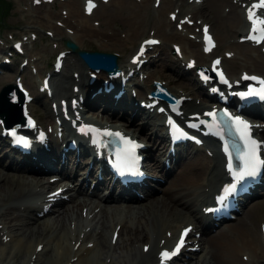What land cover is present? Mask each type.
Listing matches in <instances>:
<instances>
[{
    "label": "bare ground",
    "instance_id": "obj_1",
    "mask_svg": "<svg viewBox=\"0 0 264 264\" xmlns=\"http://www.w3.org/2000/svg\"><path fill=\"white\" fill-rule=\"evenodd\" d=\"M118 1H120V0H118ZM177 1L181 2V4L179 6L182 7L183 4H184L183 0H177ZM199 1H201V0H199ZM241 1L244 2L246 0H241ZM163 2H165V1H163ZM121 3H122V1H121ZM138 3H140V2L138 1ZM144 5L142 4V6H144ZM33 6H34V4H33ZM172 6H173V2H169V7H172ZM226 6L230 7V13L228 15L223 12L224 7H226ZM121 7H123V6H121ZM200 7H201V5H200ZM204 7H205L204 13L200 12L199 15L201 17L204 16V15H208L210 18H207V19H204V20H209L214 25L218 24L219 22L224 23L225 26H226L227 32L229 34H237L239 31H241V27H242V29L244 27H246V23H245V18H244L243 12L242 13H238V14L235 15V13L237 11V6H233L232 7L231 0H206ZM31 8H33V7L31 6ZM98 8H99V6H98ZM142 8L146 9L145 7H142ZM41 9H42V7H41ZM96 10H98V9H96ZM96 10H94L93 12H96ZM136 10H138V9H136ZM232 12H233L234 19L230 20L229 19V15ZM105 13H103V15H105ZM35 14H38V12L34 13V15ZM54 14L52 13V15H54ZM56 14H58V13H56ZM85 14H87L86 11H85ZM94 14H93V16H94ZM139 14L140 13L137 12V13H135V15H131V16H133V18L134 17L138 18ZM187 14L189 15V11H187ZM32 15L33 14H31V16ZM34 15H33V17H35ZM52 15H50V16H52ZM82 15H84V14H82ZM106 15H108V14H106ZM188 15H186V16H188ZM90 16L92 17V15H89V17ZM126 16H128V15H126ZM49 17L46 16V18H47L46 20L47 21L44 20V21H46V23L47 22H51ZM51 18H53V17H51ZM79 18L80 17L78 15L77 7L74 8V7H72V4H70L68 13H67V15L65 17H61L62 22H61L60 26L58 25V27H57L58 30L56 32H62V31H65L66 29H69L70 31L80 32V33H82V35L80 37H83V38L84 37L85 38L86 37H91V38H96V39L100 40L99 41L100 42L99 45H101V46H110L111 45L112 47H118V44H122V43L123 44H128L130 46H132V44H136V45L139 44V42H137L136 40L139 37L138 33L140 31L137 30L139 28L134 30L136 27L134 28V24H133L132 20L129 21V28L130 29L134 28L133 29L134 31L132 30L133 31L132 35L125 34L124 36H126V37H124V36L121 35V33H119V30L115 31V30H113L111 28V25L114 22V19L113 20L108 19V21H106V23H104L103 25H102V23H100V25H102V27L98 28L100 25L98 27H95L94 25H91V23L88 20H86V21H88L89 23L84 24L83 20L80 21ZM100 18H102V17H100ZM69 19L71 20V23L69 22ZM35 20H36V17H35ZM128 20L129 19H127V21ZM27 21H28V19H27ZM84 21H85V19H84ZM39 22L40 21L38 20V23ZM205 22H203V23H205ZM53 23H55V22H53ZM16 24H18V23H16ZM30 24H31V22H30ZM42 24H44V23H42ZM71 24H73V25H71ZM205 24H207V23H205ZM49 25H50V23H49ZM51 25H52V23H51ZM54 25H52V26H54ZM125 26H126V24H125ZM162 26H163V24H162ZM167 26H171V24H167ZM33 27H35V26H33ZM49 27H51V26H48V28ZM158 29L160 31H163V33L165 35V38L170 37L173 34V28H171L170 32H168L167 30H165V31L162 30V28L160 26L158 27ZM130 31L128 30L127 33H129ZM181 34L183 35L184 33H181ZM185 36L186 35L184 34V38H185ZM68 38H69V40L75 41L74 40L75 38L74 39L71 38V37H68ZM144 40H141V42L144 41ZM182 41H185L186 44L189 42V43H191V44H193L195 46L197 44L199 45L198 41H195L196 44L192 43L191 41H186L185 39H182ZM135 42H137V43H135ZM186 44H185V46H186ZM77 45H78V43H77ZM140 47H141V45H138V50H140ZM128 51H131V50L128 49ZM166 52L167 51L163 52L164 56H167ZM201 52H203V47L202 46H201ZM192 54H195L194 51H192ZM203 54H205V53L203 52ZM249 55L252 56L251 53H249ZM167 57L168 58L170 57L169 58L170 62H168V64H171V62L174 63L176 65L177 70H178L179 73L185 71L184 69H182L180 67V61H178L175 57H171V56H167ZM196 57H197L198 61L204 62V59L199 54H197ZM206 57H208V56H206ZM257 58L260 61L262 60L259 56ZM248 60L250 61L251 59H248ZM69 63H71V62H69ZM69 63H67V64H69ZM36 64H38V63H36ZM254 64H255V62H253V65ZM74 67H76V68L77 67L78 68L83 67L84 68V71L80 72L81 73L80 74V81H76L75 80L74 73H76V71H74L73 74H71L72 77L70 76V74H68V75L65 74V73H68V72L62 73L64 75H61L63 77H61L59 79V86H58L59 91L63 94L62 95L63 97H65L67 95L70 98L72 97V99H74V98H76V95L74 96L75 93L70 89V84H73L72 86H74V85L75 86H79V90H80L81 94L83 95L84 99H88L91 90L100 82V77L98 78L97 83L94 86H91L88 83V74H89L88 72L89 71L85 72V71L88 70L87 67H85L84 65H80V66L76 65ZM123 68H124V70L132 71L134 69V66H133L132 63H131L130 66L129 65L121 66L120 67L121 73H124ZM166 68H168L167 64L166 65H160V67H158L157 69H154V71H152L149 75H146L143 78L142 86L140 87V86L137 85L139 87V89H140L137 92L138 93V97L134 99L133 97L128 95L127 96V102L125 104H123V105L116 106L112 101H109V100H103L102 103L98 102L97 100H101L102 97L99 98V99L98 98L95 99L94 103L89 105L90 108L93 107L94 104H95V106H97V107H94V109H97V111H92V114L97 115L99 113V111H102V110L105 111L106 113H111L110 115H113V114L114 115H116V114L118 115L119 113L128 115V113L133 112V113H135V118L138 117L139 119L140 118L144 119V121L146 123L145 128H148L151 125L150 122L148 121V119L149 118H155L156 122L153 124L152 131L154 132L155 135H160V136L164 137L166 128L159 123V119H160L159 116L158 115H154V114H148V119H146L145 117H143L141 115V111L137 110V108L133 105V103H135L138 100V98L139 99H146L147 98V96L149 94V92L147 93V90H149V84L155 79V75L156 74H159L161 76L164 75V71L163 70L166 69ZM247 68H250V67H247ZM69 69H71V68H69ZM236 70H237V66L235 67V72H236ZM185 72L188 73V71H185ZM100 75H105L107 77V73L101 72ZM106 77H105V79H106ZM9 79L11 81H13V79H14L13 78V74L9 75ZM170 81H171V83H179V80H176L174 78H171ZM237 81L238 80H236V82ZM114 82L116 84H118L119 87L122 85L121 78L117 79V80H114ZM196 82H197V80H196ZM133 88H135V86ZM176 91L178 92L179 95H183L178 90H176ZM176 91H172V92L176 93ZM126 92L128 94V90ZM42 97H43L42 95H39V102H41V105L43 103V107L41 106V108H43V110H44L42 115H44L46 117H47V115H49L50 118H54L52 109L48 110L47 106H46L52 100L48 99L46 96L44 97L45 98V100H44ZM63 97H62V99H64ZM105 98H107V96ZM52 102H55V101H52ZM191 103L190 102L187 103V106H186L187 109L186 110H189L188 106L190 107ZM102 104H106V106L104 107ZM99 105L101 106V108L98 107ZM28 109H30V107ZM201 109H202V105H197L196 104V107L193 108L194 111L190 112V114L198 112V110H201ZM118 110H119V112H117ZM31 112H32V114H34V110L31 111ZM50 120L51 119H48V122H50ZM41 123H42V120H40V124ZM134 125H136V123L134 124V121L131 122L130 124H128L129 127L130 126H134ZM143 130H144V128H143ZM137 133H138V135L140 137L144 136V138H147V137H150V139L152 138L147 133L142 134L143 133L142 130L137 132ZM0 149H2L1 146H0ZM218 163H219V160H218ZM66 166L67 165L64 166V169H65V171H68L69 169H67ZM11 168L13 169L14 166H11ZM206 173H207V170L202 165H200V164H198V163H196V162H194L192 160L185 161L183 163L182 167H181V170L176 175V178L172 181V183L174 184L173 186L176 187V188L177 187L181 188V190L185 191V192H189V190H188V189H190L189 187H192V189H195V190H201L206 185V183H205V181L203 179V176ZM44 181H45L44 178H38V177L32 176V180H29V186L22 187L23 185H25V182H26V177L25 176H17L16 177L13 174L2 173L0 171V183H2L0 185V207H1L0 208L1 209L0 210V243L2 245H7L9 242H11L15 238L16 242H14L12 245L15 246L17 244H20L19 246L21 247V249L23 251V254L20 257L23 258L24 255H25V257H27L29 255V259L28 260H29V262H32L31 264H37L38 262H40L42 260V257H44L45 248L47 249L49 247V245L51 244L50 237H52L53 234H57V236H56L57 239H55L54 245L50 247V249L52 251L51 255L52 256L54 255V256L52 258L50 257L51 259L47 262V264H51V262L52 263L55 262V260H52L53 258L57 259V262H59L60 264H62L63 261L66 262V264H69L70 262H72V260L74 258H76L74 264H106V261L103 260V256L106 253V257H108L109 254H110V251H111V247L113 246L112 243L109 241V236L108 235H109L110 223L112 221L115 222L116 212L118 210L125 211L126 208L129 210V212L131 210H134V209L136 210L137 209L138 212H139L138 215H136V219L138 220V223L140 221H142V220L146 223V221L150 219L149 211L147 209H145L146 204H136L134 206L127 205V206H125L122 209H119V208H121V206H118V205H103L102 211H101L102 226H103L102 238H101V241H100L99 245L93 250L91 255L88 257V254L90 253V250L87 247H85L83 245V243H81V245H80L78 250H75V248H74V246L78 242H80V241L82 242L84 240V236L82 238H81L80 234H72V235L70 234V236H69L68 226L72 225L73 221H75V222H80L81 221V219L79 218V211L80 210H82V211L85 210V209H83V206H88L87 202L90 203L89 206L93 207L94 209L97 208L98 205L101 202L96 203V202H94L92 200H84L82 202H79V200H76L74 202V206H72V208H68V209L64 210V212L62 214H60L56 219H54L53 217L51 218L52 215H49L47 217V220H49L50 218H51L50 220H53L51 223H48L49 224V228L48 229H46L45 226H44L46 224V221H44V220H43L44 222L39 220V221H37L36 223H33L30 226H26L27 223H25V220H28V221L32 220V218L34 216V212L36 211V208L32 207V205L26 206L24 209L20 208V210H19V212L24 214L25 220H23L19 215H17L14 212L16 207L12 206L11 203L13 201H15V202H20L21 201L22 202V201H25V200L34 199L35 196H36L37 188L38 187L45 188ZM100 191L101 190L98 189L97 193L100 192ZM5 192H9V193L12 192L11 199H7L8 197H6V196H9V195L7 193H5ZM151 195L152 194L149 193V194H146L144 196V199L148 200L147 203H150V202L155 203L156 200H159L158 199L159 197L152 198ZM190 196L192 197L191 198V203L193 204L194 208H196V205H195L196 202H198L199 200H201V201H205L206 200L205 196H203L201 194H198V193L197 194L191 193ZM111 199L114 200V201H122L123 200V198H118V197H111ZM184 205H187V204H184ZM166 207H168V205H166ZM166 207H165V209H166ZM159 211L164 213L162 210H159ZM174 212H176L181 217H182V215L184 213L181 210V208H177V207L174 209ZM50 213H52V210L49 212V214ZM74 215H76L77 217H75ZM250 216H252V215L249 213V215H247L245 218H243L241 220V222L234 227L233 231H225V232L218 233L215 236H208L207 237V244L209 245V250H208V256L209 257H208V259L206 261V264H244V263H242L240 261V254L242 252H244V250H246V249H251V240H250V234H249V229H248V224H247V222H249L251 220ZM13 223L20 224L19 226H22V227L19 228V230H18L17 225L13 224ZM1 227H3V229H1ZM137 227L138 228L133 230L132 236H129V239H131V241L133 243H135L137 241L151 242L149 234L146 231L140 229V227L138 225H137ZM5 228H7V229H5ZM211 230L212 229H207V232H210ZM122 240H123V238H122ZM32 241L38 243V245H36L35 248H32V244H31ZM73 242H75V245H73ZM22 243H23V245H22ZM93 243L95 244L96 242L93 241ZM40 244H44V249H43V251L41 253H38L36 251V248ZM127 245L130 248L133 247L131 244H127ZM107 249H108V251L106 252ZM139 256H140L141 260H139L138 264H156L157 263V260L153 256L152 248L150 249L149 253L146 254L143 251V253L139 254ZM20 257H19V255H16L15 259L19 260ZM87 257H88V259H87ZM127 257H128V254H127ZM125 260H126V256H121V255H118L116 253L114 260L110 264H118L120 261L124 262ZM9 264H11L10 260H9Z\"/></svg>",
    "mask_w": 264,
    "mask_h": 264
},
{
    "label": "rangeland",
    "instance_id": "obj_2",
    "mask_svg": "<svg viewBox=\"0 0 264 264\" xmlns=\"http://www.w3.org/2000/svg\"><path fill=\"white\" fill-rule=\"evenodd\" d=\"M6 1L8 2V5H6L4 7L0 6V57L8 55V51L5 48L7 46L8 49L12 50L13 49L12 43H14V41H20L23 44V48H24V51L26 54H25V57L22 56L18 60H12V62H15L16 66H14V67L12 66V67H10V69L0 68V73L3 71H6V72L9 71L10 72V71H13V69L18 71L19 67L17 66V63L22 62V67H20V68L23 70V72L24 71L25 72L24 73L22 72L21 74H23L24 76H27V78L29 77V79L32 78L30 82L33 84L35 83L36 86H37V82L41 81L42 77H44L48 73L52 72V64H53L54 58L57 55V53L61 52V51H69L65 46V41L67 40V37H69V36H71V38H73V39H74V37H76L74 40L78 43L81 50L99 51V52L118 55L119 56V63L121 65H123L122 64L123 60L128 61V59H129L128 62H131V56L136 51V46L139 45V44H137V45L132 44V46H130L128 44L122 43V44H118V47H114V48L111 47V45L109 47H106V48L104 46H101L102 48H100L99 42L97 41L96 38L80 37L82 35V33H80V32L70 31L69 29H66L65 31H62V32H56L58 30V28H57L58 27V21H57V19L54 18V15H52V13L53 14L54 13H58V14L60 13V15H62L61 9L62 8L67 9V6L68 5L70 6V4H72V3H74V7H78L79 11L81 12V14L78 12V15L80 17L79 18L80 21L83 20V22H84V19H85V21L88 20L91 23V25L98 27L100 25V23H102V24L105 23V18L106 19L111 18L112 20L114 19V22L112 23L111 28L119 30V33H121L122 36H124L125 34L132 35L133 31L136 30L137 28H139V29H137L140 31L138 33L139 37L136 40L137 42L140 43V41L142 39H145L146 37H151V36L157 37L158 39H160L162 44L157 49L158 51L155 52V55L157 56L156 58H160V60L158 61L159 64L161 62H165L167 64L166 61H164L161 57L158 56L159 53L161 52L160 50L161 49L167 50L166 53H168V54L172 53L173 45L175 43L179 42V39L176 36H170L169 38L165 39V37L163 36V33H162L163 31H160L158 29V27H155L156 25H159V24L162 26V21H163L165 26L167 25V22H168L167 21L168 20L167 15L163 16V13L166 14V10L162 9L163 5L159 9L154 8V1L155 0H150V1L147 0L144 3L140 0H136V1L135 0L134 1L133 0H124V1L123 0H120V1L112 0L110 2V4H103V5H107L106 7L101 5V8L100 9L98 8L99 11L95 12V14L93 13L94 16H93V14H92V17L90 16L92 19L83 13L84 0H54V2H52V3L49 2L48 0H40L43 2V3H39L41 5L42 9H41V7L38 8L37 6H35L37 0H26V1L25 0H23V1L22 0H6ZM97 1H99V0H97ZM121 1L123 4L121 3ZM138 1L140 3H138ZM10 2L14 4V7H12ZM119 3H121L122 5L121 4L119 5ZM33 4H34V6H33ZM142 4L143 5L145 4V5L142 6ZM31 6L33 8H31ZM121 6H123V7H121ZM102 7H104V8H102ZM142 7H145L146 9H144ZM182 7L179 6L180 12L182 11ZM33 9L34 10L36 9V10L34 11ZM136 9H138V10H136ZM63 11L66 12V10H63ZM184 11H185V14L188 15L187 14L188 10H185V8H184ZM36 12H38L39 15L38 14L34 15V13H36ZM64 12H63V14H64ZM137 12L140 13L139 14L140 17L139 16H138V18L134 17L135 18L134 19L133 16H131V15H135V13H137ZM103 13H105V15H103ZM31 14H33L36 17V20H35V17H33V15L31 16ZM82 14H84V15H82ZM106 14H108V15H106ZM24 15L25 16L27 15V16L25 17ZM50 15H52V16H50ZM126 15H128V16H126ZM46 16L47 17L50 16L49 19L51 22L46 23V21H47ZM51 17H53V18H51ZM100 17H102V18H100ZM27 19H28V21H27ZM37 19L41 23L40 22L38 23ZM127 19H129V20L127 21ZM44 20H46V21H44ZM130 20L133 21L134 28L136 27L135 29L133 28L134 30L129 28V21ZM88 21H86V23H89ZM30 22H31V24H30ZM53 22H55V23H53ZM69 22L71 23L70 19H69ZM16 23H18V24H16ZM42 23H44V24H42ZM49 23H50V25H49ZM51 23H52V25L55 24L56 26L55 25L54 26L56 28L54 26H52ZM60 23H61V21H60ZM96 23H99V25H95ZM125 24H126V26H125ZM71 25H73V24H71ZM33 26H35L36 28ZM48 26H51V27L48 28ZM174 29L177 31L176 26ZM128 30L129 31L131 30L129 32L130 34L127 33ZM52 33L54 35H52ZM25 37H29V39L27 40ZM124 37H126V36H124ZM83 40H86L84 42V44H83ZM229 41L231 42L232 39H229ZM137 42H135V43H137ZM128 49H130L131 51H128ZM7 57H10V56H7ZM67 58H68L67 59L68 63L69 62H71V63L67 64V67L64 69V71L62 73L68 72L71 75V74H73L74 71H76V74L78 73V75H80L81 74L80 72H83L84 68L80 67L81 68L80 69L78 67L77 68L74 67L78 64V58L71 55V54H69ZM1 59L2 58H0V63L2 61ZM237 62L239 64L240 61L238 60ZM36 63H38V64H36ZM158 63H156V65H153L152 67H150V69H155L158 66ZM199 63L202 64L203 62L199 61ZM25 64H27L28 67H23ZM33 67H35L36 70H38L40 75L34 76L32 74V68ZM69 68H71V69H69ZM228 68H229L230 73L232 74L231 65H229ZM85 72H88V71H85ZM147 72L148 71L146 70L144 72V74H146ZM248 72H251V69L248 70ZM16 73H17L16 75H18V72H16ZM164 74H166V73H164ZM16 75H15V77H16ZM237 76H239V74H237ZM166 79H167V77H166ZM194 79H195V77H194ZM9 80L0 77V89L5 87L9 83ZM10 82H12V81L10 80ZM192 83H193V80H192ZM42 98L45 100L44 97H42ZM33 108H35L34 110L36 111L35 113L37 115H39V113L43 112V109H40L39 105L33 106ZM37 109H38V111H37ZM189 188L192 189V187H189ZM5 193H7V192H5ZM10 193L8 192L7 194L10 195ZM158 199L160 200V197ZM150 203H152V202H150ZM155 204L157 205V202H155ZM165 207H166V205L164 206V208ZM252 210H253V212H255V211H258V208L254 207V208H252ZM14 242H16V240H12L11 242H9L7 244V246L5 247L6 249H5L4 253L1 252L2 249H1V245H0V264H7L9 260H10L11 264H23V263L31 264V262L30 263L25 262V261H28V256L25 257V255H24L23 258L20 257L23 254L22 249H20L21 247H19L20 244H17L15 246L12 245L13 248L19 247V250L17 253H15V256L19 255L20 259L16 260L15 258L12 257V248H11L10 244H12ZM31 244H32V248H35L36 242L32 241ZM123 247H125V246L123 245ZM122 249L123 248L118 249L117 254L121 255V256H127V254H125V252L120 251ZM47 256H46V258L42 257V259L44 258L45 260H43V261L41 260L42 262L40 261L37 264H47V262L54 255L52 256L51 254H48ZM104 258H105V254L103 256V260H104ZM126 258H128V257H126ZM129 258H131V257H129ZM52 260H55V262H53V263L51 262V264H60L59 262H57V259L53 258ZM118 264H127V260H125L124 262L120 261Z\"/></svg>",
    "mask_w": 264,
    "mask_h": 264
},
{
    "label": "snow or ice",
    "instance_id": "obj_3",
    "mask_svg": "<svg viewBox=\"0 0 264 264\" xmlns=\"http://www.w3.org/2000/svg\"><path fill=\"white\" fill-rule=\"evenodd\" d=\"M39 2V0H37ZM95 5L91 3V0H89L88 4V11L91 12L92 8H94ZM255 9H264V0H259L258 3H254L251 5V7L248 9V19L252 24V34L249 35L248 39H251L257 43H260L261 41H264V18H260L257 16V12L254 11ZM175 19V17H173ZM205 38L209 45L208 48H206V51H210L212 45L211 37L207 35V29H205ZM149 44H154L156 41H148ZM216 64H219L220 62L217 60L215 62ZM220 75L221 80L224 83H228L227 80L224 79L223 73H218ZM207 79V77H204ZM245 80H253L256 81L257 84L260 85L259 88L251 87L247 92H241L238 93L241 98L245 97H259L261 99H264V80H260L257 77H249L245 75L243 77ZM208 115H211L214 119L216 117V113H208ZM225 116L228 117L230 121L235 125L236 132L239 135V139L243 144L242 151L239 155V160L242 163V167L238 172L234 173V176L237 180L243 179L245 176H255L262 168H264V158H261V149L264 148V142L258 141L253 138L252 135V126L247 123L244 120H241L239 117L233 118L228 113H224ZM31 124L32 122L29 121ZM213 126V125H210ZM179 131V129H177ZM89 131H94L92 129H89ZM13 136H16L15 131L11 133ZM105 135H115L119 136L121 140L124 141L126 145H128V149L124 153V159L127 160L128 158H134V150L135 148L139 147V145H136L132 143L130 140H125L123 136L120 135V133H105ZM18 143H22L25 147L28 146V141L23 139L22 137L17 138ZM225 152L229 155V163H228V169L230 172L233 171V163H232V154L229 152L227 145L225 146ZM235 185L231 189H227L226 191H232L234 190ZM187 231L185 230L184 235H187ZM184 240L183 237L179 241L177 247L172 252L165 251L161 253V264H164L165 261L171 259L172 256H175L179 253L180 248L183 247ZM147 250V249H145Z\"/></svg>",
    "mask_w": 264,
    "mask_h": 264
},
{
    "label": "water",
    "instance_id": "obj_4",
    "mask_svg": "<svg viewBox=\"0 0 264 264\" xmlns=\"http://www.w3.org/2000/svg\"><path fill=\"white\" fill-rule=\"evenodd\" d=\"M81 56L86 59V54H81ZM93 57L96 58V59H99V60H103V62L105 61L104 63H106L107 60L110 61V60H113L114 59V57H111V56H102V55H93Z\"/></svg>",
    "mask_w": 264,
    "mask_h": 264
}]
</instances>
